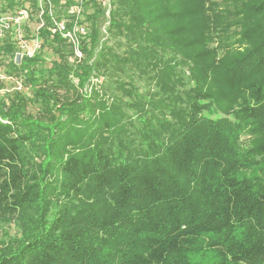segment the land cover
Wrapping results in <instances>:
<instances>
[{
  "label": "trees",
  "instance_id": "trees-1",
  "mask_svg": "<svg viewBox=\"0 0 264 264\" xmlns=\"http://www.w3.org/2000/svg\"><path fill=\"white\" fill-rule=\"evenodd\" d=\"M48 2L70 31L75 0ZM109 5L84 0L76 59L42 0H0L58 58L0 39L39 108L0 103V218L21 226L0 264H264V0Z\"/></svg>",
  "mask_w": 264,
  "mask_h": 264
},
{
  "label": "rangeland",
  "instance_id": "rangeland-1",
  "mask_svg": "<svg viewBox=\"0 0 264 264\" xmlns=\"http://www.w3.org/2000/svg\"><path fill=\"white\" fill-rule=\"evenodd\" d=\"M61 10L58 14L56 13L54 6H52L51 14L53 15V18H56V13V15L61 18V21H66V13L63 14ZM37 20L38 16L35 15L31 18L29 17L22 20V36L30 48L32 46V41L37 39L39 48L37 49L36 53L40 51V46H42L41 57L43 59L44 67H50L51 62L58 60V58L56 54L53 53L52 46L46 42L44 43L41 38L36 36L41 23V21L38 22ZM23 27L26 29L25 31L23 30ZM14 48L16 53H23L22 46L19 44L18 39L14 40ZM10 59L11 57L9 55L2 53L0 50V103H7L8 101L15 99L16 95H21L24 102H26V112L31 115H37L39 113V108L35 103L32 102L31 88L29 87V84L24 81V77H18V75H16L17 77L10 76L6 72L7 67L4 65H6ZM68 60L70 63H72L75 61V58L69 57ZM242 140L245 143V137H243ZM20 228L21 226L16 221H10L8 218H0V248H2L5 244H10V240L19 238Z\"/></svg>",
  "mask_w": 264,
  "mask_h": 264
},
{
  "label": "built area",
  "instance_id": "built-area-1",
  "mask_svg": "<svg viewBox=\"0 0 264 264\" xmlns=\"http://www.w3.org/2000/svg\"><path fill=\"white\" fill-rule=\"evenodd\" d=\"M44 4L48 6V8L51 7V4L48 2V0H42ZM75 4L69 9L68 13L73 16V27L72 29L66 30L64 21L55 22V29H52L51 31L54 32L57 30L62 34L63 37L67 38L69 42L73 45V51H74V57L76 59H80L82 54L79 50V36L83 35L85 33V27L79 23L82 12H83V3L84 0H75ZM106 8V16L109 12V0H98ZM51 12V9H50ZM51 14V13H50ZM28 18V14L26 10H20L15 15H0V39L5 37L6 34L11 33L14 36V39L19 41V44L22 46L23 53H16L14 56L15 62H20L22 56L32 57L37 49L39 48L37 39H34L32 41V46H28V43L25 42L23 36H22V20ZM54 21V18H51ZM43 25V22L41 21L40 27ZM29 47V48H28Z\"/></svg>",
  "mask_w": 264,
  "mask_h": 264
}]
</instances>
